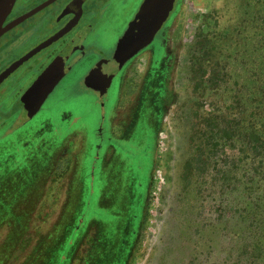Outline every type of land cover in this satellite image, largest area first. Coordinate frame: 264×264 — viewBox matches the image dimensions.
Instances as JSON below:
<instances>
[{
  "label": "rangeland",
  "instance_id": "374dc122",
  "mask_svg": "<svg viewBox=\"0 0 264 264\" xmlns=\"http://www.w3.org/2000/svg\"><path fill=\"white\" fill-rule=\"evenodd\" d=\"M42 1L16 3L10 18ZM142 2L114 0L95 20L67 86L37 102L23 100L20 88L0 91V143L7 139L12 150L37 158H21L34 179L13 197L18 216L33 222L30 235L43 234L57 223L68 225L82 204L78 249L68 257V264H79L97 228L94 218L105 206L98 194L102 199L108 194L106 177L119 172L92 158V145L104 134L105 142L115 145V157L126 161L122 172L133 168L143 184L139 225L123 264H264V247L256 242L261 231L246 205L254 193L252 170H243L249 158L240 122L242 107L254 103V0H179L166 54L151 40L137 44L129 38L126 21ZM32 21L9 30L0 42L26 33ZM29 42L25 36L14 47ZM151 43L157 54L152 62ZM12 48L0 55V64L14 57ZM144 48L128 65L131 77L124 89L136 88L144 70L155 77L133 103L139 118L131 133L112 138L121 68L133 51ZM151 88L157 119L147 100ZM148 117L156 123L143 122ZM10 229L0 226V249L10 247Z\"/></svg>",
  "mask_w": 264,
  "mask_h": 264
},
{
  "label": "flooded vegetation",
  "instance_id": "af4514ba",
  "mask_svg": "<svg viewBox=\"0 0 264 264\" xmlns=\"http://www.w3.org/2000/svg\"><path fill=\"white\" fill-rule=\"evenodd\" d=\"M23 1L24 0H16L11 13L15 8L16 3L21 4ZM48 1L50 0H43L30 10ZM113 1L114 0H54L53 2L49 3L48 5L37 11L35 14L30 16L28 19L24 20L23 22L33 18V21L30 23L26 33H20L18 34V36L12 37L9 42L5 44L0 42V55L5 54L4 52L6 51V49L10 50L12 47L13 52L16 51L14 57L8 56L6 61L1 62L0 74L9 65L20 59L25 54L34 50L35 53H33L27 60L20 64L14 71H12L0 82V91H7L8 88H20L21 93L24 94V92L28 88H31L38 77L63 51L66 50V48L70 47V45H74V47H71V49L62 58L61 68L53 88H57L59 86H67L68 81H70L71 78L75 75L77 67L81 63L80 51L83 47L87 46L86 40L94 30L95 20L99 19L103 15V12L108 9ZM144 1L145 0H143L142 4L144 3ZM178 2L179 0H175L174 7L170 12L169 17L163 23L156 35L152 39H150L152 42H155L157 47H159L160 50L158 51H162L165 54L170 52L169 22L174 11L177 8ZM126 6L127 4L124 3L123 5H121V8H126ZM138 11L133 16H130L128 21H126L128 35L130 23L135 18ZM11 13L9 14L5 23H8L14 19V17L10 18ZM56 34H59V37L56 40L52 41L46 46H43L41 49H38V47L42 43L46 42L49 38L53 37ZM2 36L0 37V40ZM25 36H27L30 42L21 49L20 47L15 48L14 46L18 43V41L20 39H23ZM130 40L137 44H143L147 42H137L132 40L131 38ZM145 49L146 48L133 51L131 53V55L135 54L133 58L130 55L121 68L123 77L121 80V85L119 86V88H117V95L114 101L116 106L114 112L115 115L112 119V138L114 137L115 139H124L125 136L126 139L127 134L131 133L136 121L139 118L136 115L138 107L134 106L136 103L134 105L133 103L135 101L139 103L144 87H146L147 83H151L152 78L155 77L154 71H152L151 69L144 70L142 80L141 82H139L140 85L138 84V86L133 89H124L126 86L124 83L126 81L130 82L129 78L131 77V75L130 73H128L130 72V70L128 69L130 61L134 59V57L140 56L142 53H144ZM155 50L156 46L151 43L148 50L150 62H152L153 57L157 55ZM21 79L23 80L21 81ZM36 88L48 87L44 85L37 86ZM152 89L153 88H151V90L149 91H146L149 97V99L147 100L151 104L152 116L155 115L157 119L158 114L157 108H155L156 104L154 101V95L152 94ZM21 100L22 99H20V103L23 105ZM37 101L41 100H36V102ZM129 101L130 103L128 104ZM132 106L136 109L135 113L134 111L133 113H129L128 111V109H130ZM125 108L127 110V113L124 112ZM115 119H118L119 121L115 123ZM144 121L148 122L151 125L156 123L155 119L149 117L143 118V122ZM128 124L129 128L126 127ZM9 126H11V124ZM127 138L129 139V137ZM92 147L93 149H95V153L92 156L95 164L99 163L100 167L102 168V166L109 163L110 165H112L111 169L112 167L114 168V170L116 167H118L119 169V172L117 174H113L110 180L106 177L105 183L109 187V189L107 190L108 194H105L102 199V194L97 193L98 196H100L99 199H101V202L103 200V203H105V206L103 207L101 216L94 218L95 224H97L98 226H96L97 228L95 229L96 231L93 236L95 237L97 235L96 232L100 230V223L110 222L113 227L114 239L118 241V245L120 251L123 253V257H129L132 237L136 233L137 227L139 225V215L141 211L140 200L142 193V191H140L139 189L143 190V184L139 183L137 177L132 173L133 168L131 169L130 174H124V172H122L126 169V161H123L121 155H119L120 159L115 157V145L110 140L105 142L104 134L100 136L99 142L92 145ZM99 185L102 186V182H100L98 186ZM118 199H120L121 202H116ZM121 208L123 210H121Z\"/></svg>",
  "mask_w": 264,
  "mask_h": 264
},
{
  "label": "trees",
  "instance_id": "16d2710c",
  "mask_svg": "<svg viewBox=\"0 0 264 264\" xmlns=\"http://www.w3.org/2000/svg\"><path fill=\"white\" fill-rule=\"evenodd\" d=\"M252 101L254 103L251 107L247 105L242 107L240 118L246 145L244 156L249 158L245 161L243 170L244 173L248 168L252 170L250 186L252 188L249 192L254 195L251 200L246 198L249 200L246 205L250 212L254 211L256 230L261 231L256 240L257 247L262 249L264 247V0H254ZM8 143L7 139L0 143V226L6 225L11 228L6 241V244L11 245L7 249H0V264H68V257L78 249L76 238L79 234V225L82 224L79 214L82 204L76 209L68 225L57 223L50 232L43 234L36 232L30 235L33 222L18 216L21 212L19 206L14 203L13 197L18 198L17 189L34 179L30 167L27 166V160L22 161L21 158L24 155L32 156L33 160L37 158L25 152L12 150L7 146ZM251 204L253 205L250 206ZM99 226L97 235L92 236L89 241V250L81 254L79 264H123V253L120 251L118 241L114 239L112 224L103 222ZM71 232L74 234L72 235ZM24 243L27 244L24 246Z\"/></svg>",
  "mask_w": 264,
  "mask_h": 264
},
{
  "label": "water",
  "instance_id": "95a60500",
  "mask_svg": "<svg viewBox=\"0 0 264 264\" xmlns=\"http://www.w3.org/2000/svg\"><path fill=\"white\" fill-rule=\"evenodd\" d=\"M53 1L54 0L45 2L38 7L14 18L10 22L5 23L15 5L16 0H0V37ZM174 2L175 0H145L135 18L130 23V38L137 42H145L152 39L169 17V14L174 7ZM59 34L49 38L46 42L42 43L38 49H41L43 46H46L56 40L59 37ZM71 47H74V45H70V47L66 48V50L63 51L38 77L31 88H28L24 92L23 100H42L53 91V86L56 83L61 68L62 58L71 49ZM33 53H35V50L25 54L20 59L9 65L0 74V82L20 64L27 60ZM44 85L48 88H36L37 86Z\"/></svg>",
  "mask_w": 264,
  "mask_h": 264
}]
</instances>
